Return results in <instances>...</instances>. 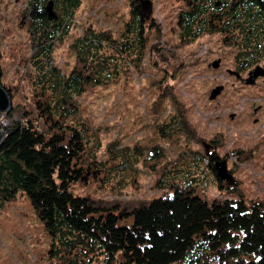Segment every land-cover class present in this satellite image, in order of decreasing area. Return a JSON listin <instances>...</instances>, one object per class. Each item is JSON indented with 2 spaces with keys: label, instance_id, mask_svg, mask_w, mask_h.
I'll use <instances>...</instances> for the list:
<instances>
[{
  "label": "rangeland",
  "instance_id": "1",
  "mask_svg": "<svg viewBox=\"0 0 264 264\" xmlns=\"http://www.w3.org/2000/svg\"><path fill=\"white\" fill-rule=\"evenodd\" d=\"M28 1L0 0L1 83L14 103L12 120L28 118L39 125L38 103L45 100L29 75L34 68L24 23ZM145 1L149 18L143 55L122 63L117 78L92 81L76 97L78 113L69 121L86 133L83 166L99 172L75 184L73 194L126 213L173 196L176 189L193 191L209 203L243 199L264 206V83L243 86L230 74L238 73L242 58L233 39L227 42L218 33L185 43L178 27L181 0ZM81 4L69 37L54 51V62L66 76L82 68L72 46L77 39L94 33L120 44L131 19V0ZM262 39L253 68L264 65ZM218 60L221 66L214 69ZM218 86L225 90L211 101ZM12 120L5 116L0 123L10 126ZM205 145L214 146L213 156L228 162L236 186L223 183L220 188L206 170L212 153ZM0 264H59L51 235L22 192L0 205Z\"/></svg>",
  "mask_w": 264,
  "mask_h": 264
},
{
  "label": "trees",
  "instance_id": "2",
  "mask_svg": "<svg viewBox=\"0 0 264 264\" xmlns=\"http://www.w3.org/2000/svg\"><path fill=\"white\" fill-rule=\"evenodd\" d=\"M51 1L57 19H50L46 11ZM181 1L178 27L185 43L223 34L241 48L239 72L253 68L264 38L261 0ZM81 2L27 3L24 23L32 39L34 68L29 75L45 102L38 103L39 125L28 118L24 123L12 120L13 108L7 115L11 125L0 123V129L10 132L0 148V205L26 194L52 237L59 264H264L261 203L243 199L209 203L193 191L176 189L173 196L126 213L73 194L75 184L87 183L99 172L83 166L86 133L69 121L78 113L76 97L92 81L117 78L122 63L131 64L143 55L149 18L147 2L131 0V19L121 43L87 33L72 45L82 70L76 68L66 76L54 62V51L69 37ZM205 165L223 189L214 156Z\"/></svg>",
  "mask_w": 264,
  "mask_h": 264
},
{
  "label": "water",
  "instance_id": "3",
  "mask_svg": "<svg viewBox=\"0 0 264 264\" xmlns=\"http://www.w3.org/2000/svg\"><path fill=\"white\" fill-rule=\"evenodd\" d=\"M261 3L264 4V0H261ZM46 11H47L50 19H57V15L54 11V2L53 1H51L47 5ZM1 42H2V33H1V29H0V50H1ZM212 66L214 69H219L221 66V61H219V60L215 61ZM4 69H5V67L0 60V122H1V119L3 117L8 115V113L11 111L12 106L14 104L7 86L4 85L8 91L3 87L2 83H1V71H3ZM229 72H230V74L240 76V74L237 72H233V71H229ZM263 76H264V68L259 67V68L255 69V71L253 73L250 74V76L247 80V84L253 85V84H255V81L257 78L263 77ZM224 90H225L224 86H218L215 89H213V91L210 95V100L215 101L218 97H220L222 95ZM9 133H10L9 131H5L3 129H0V148L2 147L4 141H5V139ZM205 148L210 152L208 145H205ZM214 166H215V170L217 173V178L220 181L226 183L228 186H233V187L236 186L237 181H236L234 175L230 172L229 167H228V162L226 160H221L220 157L216 156V157H214Z\"/></svg>",
  "mask_w": 264,
  "mask_h": 264
},
{
  "label": "flooded vegetation",
  "instance_id": "4",
  "mask_svg": "<svg viewBox=\"0 0 264 264\" xmlns=\"http://www.w3.org/2000/svg\"><path fill=\"white\" fill-rule=\"evenodd\" d=\"M259 67L264 68V65H256L255 68H251V69H249L248 71H245V72H239V71H238V73H239L240 76H241V77L238 76V79L241 80L242 82H244V85H243V86H256V85H258L259 83H260V84L264 83V76H263V77H259V78H257L256 81H255V84H253V85H248V84H247V80H248L250 74L253 73V72L255 71V69H257V68H259ZM236 77H237V76H236ZM254 103H255V100H254ZM255 109H256V108H255ZM257 114H258V109H257V111H256V115H257ZM208 147H209L210 152L212 153L211 156L213 157V150H212V149H214V146H212V145H208Z\"/></svg>",
  "mask_w": 264,
  "mask_h": 264
},
{
  "label": "built area",
  "instance_id": "5",
  "mask_svg": "<svg viewBox=\"0 0 264 264\" xmlns=\"http://www.w3.org/2000/svg\"><path fill=\"white\" fill-rule=\"evenodd\" d=\"M4 126H6V125H4Z\"/></svg>",
  "mask_w": 264,
  "mask_h": 264
}]
</instances>
